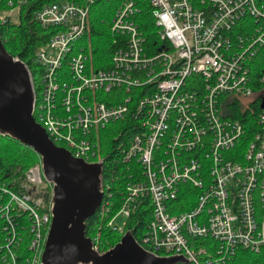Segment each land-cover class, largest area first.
I'll return each instance as SVG.
<instances>
[{
    "label": "built area",
    "instance_id": "1",
    "mask_svg": "<svg viewBox=\"0 0 264 264\" xmlns=\"http://www.w3.org/2000/svg\"><path fill=\"white\" fill-rule=\"evenodd\" d=\"M93 3L57 2L36 14L41 28L52 32L37 53L36 121L57 146L96 163L94 133L136 111L142 130L124 160L138 168L109 227L125 234L133 214L145 207L151 220L140 244L157 256L189 262L179 264H227L238 249L259 253L264 0H124L111 26L115 50L106 69L96 68L79 45L90 30ZM145 3L157 28L153 51L138 22ZM234 102L259 109L251 129L227 116L223 106ZM46 182L39 162L0 184V264H42L53 207V186L41 189ZM184 185L195 190L196 203L181 212ZM109 191L103 190V216L114 206ZM121 217L126 221L118 228Z\"/></svg>",
    "mask_w": 264,
    "mask_h": 264
},
{
    "label": "trees",
    "instance_id": "2",
    "mask_svg": "<svg viewBox=\"0 0 264 264\" xmlns=\"http://www.w3.org/2000/svg\"><path fill=\"white\" fill-rule=\"evenodd\" d=\"M14 1V5L10 6L9 1L0 0V37L11 55L27 64L35 79V90L39 94L37 85V72L39 68L37 53L47 44L52 32L41 28L35 20L36 14L43 7L53 3L67 1L85 4L88 0H28L22 5H18L19 0ZM114 1L117 0H94V3L91 5L90 30L87 36L91 41L95 38L94 42L97 45L95 48L92 45L93 48L88 50V54L91 58H97L96 56L104 58L102 64L100 63L102 65L100 68L103 69L111 66L115 50V46L113 47L115 38L112 32L104 37L98 32V27L104 24V8L107 4ZM13 9L15 11L11 14ZM143 9L144 11L138 17V22L144 36L148 40V47L153 51L159 43L157 28L147 3L143 5ZM123 41L119 40V44ZM101 45L104 48L103 53H100V50H102L100 49ZM255 75V84L258 86V79L261 77L262 71H256ZM146 90L147 87L141 91L144 92ZM223 100L225 99L222 98L221 101ZM224 105L223 107H227L228 117L242 120L251 129L250 125L259 111L257 106L254 107L253 105L255 109L252 108V110H244L238 102ZM141 130V119L137 112L133 110L125 119L110 123L105 128L94 133L93 140L99 148L102 160L105 162L102 188L105 191V188L110 187L109 193L112 195L111 200L114 202L109 215L103 216L101 208L87 222V235L94 240L95 246L100 252H106L116 246L124 235L110 228L109 222L119 212L124 199L125 187L130 181V175L135 168H138L135 163L125 162L124 153L129 149ZM37 158H39L38 155L32 149L10 138L0 136V184L4 185L16 176H23L30 167L37 163ZM182 187L185 188L186 192L180 195L179 202L182 203L180 211L184 212L194 207L196 192L189 185ZM108 194L105 193V200L108 199ZM150 220V208H140L128 221L125 231H132L136 240L141 243ZM27 242L28 238L24 246H26ZM227 264H264V248L259 253L238 249L233 259Z\"/></svg>",
    "mask_w": 264,
    "mask_h": 264
},
{
    "label": "water",
    "instance_id": "3",
    "mask_svg": "<svg viewBox=\"0 0 264 264\" xmlns=\"http://www.w3.org/2000/svg\"><path fill=\"white\" fill-rule=\"evenodd\" d=\"M37 96L32 74L12 56L0 37V136L32 149L46 181L53 186L52 224L42 264H179L184 257H160L146 250L132 231L106 252L87 235V222L104 201V161L87 163L57 146L35 117ZM264 107V106H263Z\"/></svg>",
    "mask_w": 264,
    "mask_h": 264
},
{
    "label": "rangeland",
    "instance_id": "4",
    "mask_svg": "<svg viewBox=\"0 0 264 264\" xmlns=\"http://www.w3.org/2000/svg\"><path fill=\"white\" fill-rule=\"evenodd\" d=\"M124 0H117V1H114L113 3H110V4H107V6L104 8V13H105V17H104V24L99 26L98 27V32L103 35L105 37V35H107L108 33L111 32V26H112V23H113V20L115 18V15H116V12L118 10V8L121 6V4L123 3ZM66 2V1H65ZM90 9H92L90 7ZM95 40V38H94ZM94 40H90L89 37L87 36V38H85L79 45L80 46H84L85 48H87L88 50H91L93 47L92 45L95 46L97 45ZM100 53H103L104 52V48L102 47V45L100 46ZM105 53H106V50H105ZM97 58H93L92 57V62L93 64L95 65L96 68H100L102 67V62L104 61V58H101L99 56H96ZM101 63V64H100ZM40 69L38 68V72H37V81L39 79V72ZM63 148V147H62ZM98 152V158L93 160V162H99L102 160V157L100 155V152H99V148L97 150ZM39 157V156H38ZM36 162L39 163L41 162V158H37L36 159ZM31 165V164H29ZM34 166V165H33ZM32 166V167H33ZM31 168V167H30ZM41 189H49L51 191L52 187L49 183H45L41 186ZM125 219L124 218H119L118 220H116V226L119 228V227H122L123 224L125 223Z\"/></svg>",
    "mask_w": 264,
    "mask_h": 264
},
{
    "label": "flooded vegetation",
    "instance_id": "5",
    "mask_svg": "<svg viewBox=\"0 0 264 264\" xmlns=\"http://www.w3.org/2000/svg\"><path fill=\"white\" fill-rule=\"evenodd\" d=\"M31 71V70H30Z\"/></svg>",
    "mask_w": 264,
    "mask_h": 264
}]
</instances>
